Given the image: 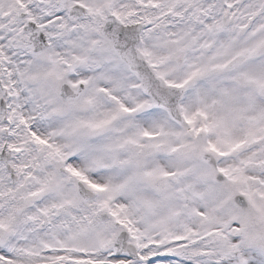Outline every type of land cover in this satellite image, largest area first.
I'll use <instances>...</instances> for the list:
<instances>
[{"label":"snow or ice","instance_id":"6c2138e0","mask_svg":"<svg viewBox=\"0 0 264 264\" xmlns=\"http://www.w3.org/2000/svg\"><path fill=\"white\" fill-rule=\"evenodd\" d=\"M0 264H264V0H0Z\"/></svg>","mask_w":264,"mask_h":264}]
</instances>
